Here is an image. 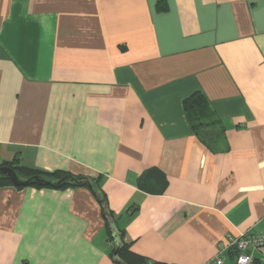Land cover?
<instances>
[{
    "label": "crops",
    "instance_id": "obj_1",
    "mask_svg": "<svg viewBox=\"0 0 264 264\" xmlns=\"http://www.w3.org/2000/svg\"><path fill=\"white\" fill-rule=\"evenodd\" d=\"M10 162L97 178L150 262L207 264L227 234L263 233L264 0H0ZM153 170L160 195L138 187ZM115 244L88 187L0 188V264H118Z\"/></svg>",
    "mask_w": 264,
    "mask_h": 264
},
{
    "label": "trees",
    "instance_id": "obj_2",
    "mask_svg": "<svg viewBox=\"0 0 264 264\" xmlns=\"http://www.w3.org/2000/svg\"><path fill=\"white\" fill-rule=\"evenodd\" d=\"M160 9H164V7L160 5ZM184 106H185L186 112L189 114V117H191V120H193V118H194L192 116L193 112L205 111L208 108L207 100L203 96V94H201V93H196L193 96H191L190 98H188L187 100H185ZM191 125H192L193 129H195V131H199L200 127L203 126L202 123L199 124L195 120L192 121ZM211 125H212V122H211ZM205 143H206L207 146H215L216 145V141L211 140V139H210V141L205 140ZM1 166H9V167L13 168L14 170H16L17 173L20 176L26 177V178H29V177L34 176V175H41V176H44V177H46L48 179L57 180V179H61V178L65 177V176L69 175L68 173H65V172H62V171H55V172L38 171V170H35V169H32V168H28V167H25V166H22V165H18L15 162L4 163ZM151 174L156 176V177H153L155 179L151 178ZM92 179L97 183V185L99 187L98 179L97 178H92ZM164 180H165L164 177L162 178V175H161V173L159 171L153 170L152 172L147 173V174H143L140 177V179L138 181V187H139L140 190H142V191H144L146 193H150V194H154V195H160L164 191V184H165ZM7 186L14 187L9 179H7L5 177H0V188L7 187ZM31 187L38 188V189L51 188V187H40V186H37V185L31 186ZM77 187H88V186H86V185L85 186H70V185H67V186H64V187H62L60 189L77 188ZM17 189H24V188L23 187H18ZM52 189H54V188H52ZM99 189L101 190L100 187H99ZM101 192L103 193V195H104V197L106 199V196H105L104 192L102 190H101ZM96 199H97V197H96ZM109 212H110V214H111V216H112V218L114 220L115 226L117 227L116 220H115V218L113 216V213L110 211V209H109ZM105 224H106L107 232L109 234L110 239L112 241H115L111 231L109 230V225H108L107 220H105ZM118 230L120 232L121 241H122V244H123L122 248L119 251V257L126 264H161V263L147 261L146 258H144V257L136 254L135 252H133L130 249V246L127 245L126 243H124V240H123L124 233L119 228H118ZM115 249H116V247H115ZM115 249H114V251H115ZM114 251H113V253H114ZM234 255H235L234 252H230V257L232 259H234Z\"/></svg>",
    "mask_w": 264,
    "mask_h": 264
},
{
    "label": "water",
    "instance_id": "obj_3",
    "mask_svg": "<svg viewBox=\"0 0 264 264\" xmlns=\"http://www.w3.org/2000/svg\"><path fill=\"white\" fill-rule=\"evenodd\" d=\"M0 177H5L11 181L14 187H31L34 185L40 187H51L54 189H60L64 186H88L91 190L92 194L97 197L98 202L101 204L103 208V217L107 220L109 225V230L111 231L115 243L116 249L113 253V260L118 264H126L120 257L119 251L122 248L123 244L121 241V235L118 228L115 226L114 220L109 212V204L105 199L103 193L99 189L97 183L91 178L86 176H74L67 175L61 179L52 180L48 179L41 175H34L29 178L20 176L16 170L9 166H0Z\"/></svg>",
    "mask_w": 264,
    "mask_h": 264
},
{
    "label": "built area",
    "instance_id": "obj_4",
    "mask_svg": "<svg viewBox=\"0 0 264 264\" xmlns=\"http://www.w3.org/2000/svg\"><path fill=\"white\" fill-rule=\"evenodd\" d=\"M230 252L235 253V264H255L254 254L264 255V232H247L239 236L227 234L219 244L217 257L207 262V264H225L226 254H230Z\"/></svg>",
    "mask_w": 264,
    "mask_h": 264
}]
</instances>
